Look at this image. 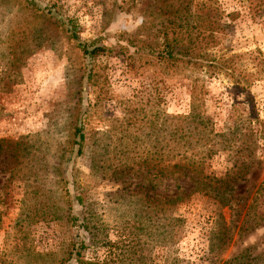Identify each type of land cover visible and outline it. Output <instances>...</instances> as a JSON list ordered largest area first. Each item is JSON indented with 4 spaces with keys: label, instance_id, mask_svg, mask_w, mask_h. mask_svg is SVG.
Listing matches in <instances>:
<instances>
[{
    "label": "rangeland",
    "instance_id": "374dc122",
    "mask_svg": "<svg viewBox=\"0 0 264 264\" xmlns=\"http://www.w3.org/2000/svg\"><path fill=\"white\" fill-rule=\"evenodd\" d=\"M36 2L53 15L0 0V264L263 251L264 2L217 0L216 39L192 64L155 54L157 0Z\"/></svg>",
    "mask_w": 264,
    "mask_h": 264
},
{
    "label": "trees",
    "instance_id": "16d2710c",
    "mask_svg": "<svg viewBox=\"0 0 264 264\" xmlns=\"http://www.w3.org/2000/svg\"><path fill=\"white\" fill-rule=\"evenodd\" d=\"M25 1L36 12L39 11L43 15H53L51 8L40 6L36 0ZM263 2L264 0H261V3ZM261 3H253V0H251L250 6L254 8L261 5ZM147 12L151 13L153 17L150 22H153L158 17V22L154 24L155 29L162 36V43L155 47V54L158 58L172 63L181 61L191 64L195 63L198 57L207 59L208 45L212 40L216 39L213 36V32L219 29L222 23L219 20L221 11L217 0H157L156 10ZM231 15L235 17L236 14L233 13ZM61 24L65 25L63 21H61ZM66 31L69 32L72 38H78L74 29L66 28ZM81 49L85 54L89 55H97L103 50L102 47L92 44H82ZM196 117L197 114L193 111L188 115H165L167 121L175 118L180 124L184 120H196ZM183 129V135H186L188 126H184ZM81 131L82 126H76L75 132L78 133L80 138H83ZM168 131L169 135L172 136L177 131L181 132L182 128L174 124L173 127L168 128ZM172 140L174 141L176 138H172ZM169 145L170 140H167L166 147L168 151H172L169 149L171 148ZM185 164L186 162L182 164L180 162L167 163L163 167L164 173L170 175V177L175 171L184 174V171L187 170ZM185 174L188 175L189 173ZM261 188L264 187L262 186ZM251 254L250 249H245L225 260L223 264H264V250L256 255ZM69 259L70 257L66 259L65 263L62 261L59 264H69L67 261ZM76 261L78 264H96V262L84 261L79 256Z\"/></svg>",
    "mask_w": 264,
    "mask_h": 264
}]
</instances>
